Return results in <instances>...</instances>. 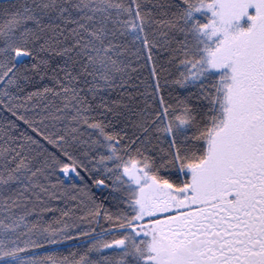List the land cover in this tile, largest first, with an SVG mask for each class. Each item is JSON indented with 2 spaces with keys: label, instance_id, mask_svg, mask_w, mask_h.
<instances>
[{
  "label": "snow or ice",
  "instance_id": "6c2138e0",
  "mask_svg": "<svg viewBox=\"0 0 264 264\" xmlns=\"http://www.w3.org/2000/svg\"><path fill=\"white\" fill-rule=\"evenodd\" d=\"M0 264H264V0H0Z\"/></svg>",
  "mask_w": 264,
  "mask_h": 264
}]
</instances>
